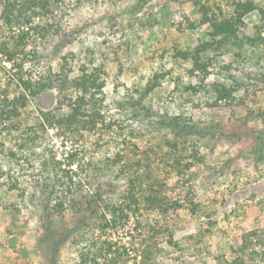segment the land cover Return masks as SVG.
Here are the masks:
<instances>
[{
    "label": "rangeland",
    "instance_id": "374dc122",
    "mask_svg": "<svg viewBox=\"0 0 264 264\" xmlns=\"http://www.w3.org/2000/svg\"><path fill=\"white\" fill-rule=\"evenodd\" d=\"M112 263L264 264V0H0V264Z\"/></svg>",
    "mask_w": 264,
    "mask_h": 264
},
{
    "label": "trees",
    "instance_id": "16d2710c",
    "mask_svg": "<svg viewBox=\"0 0 264 264\" xmlns=\"http://www.w3.org/2000/svg\"><path fill=\"white\" fill-rule=\"evenodd\" d=\"M41 80H43V79H41ZM113 264V263H112Z\"/></svg>",
    "mask_w": 264,
    "mask_h": 264
}]
</instances>
